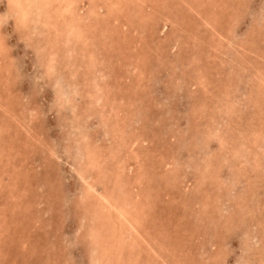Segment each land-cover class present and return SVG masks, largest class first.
Instances as JSON below:
<instances>
[{
    "label": "rangeland",
    "instance_id": "obj_1",
    "mask_svg": "<svg viewBox=\"0 0 264 264\" xmlns=\"http://www.w3.org/2000/svg\"><path fill=\"white\" fill-rule=\"evenodd\" d=\"M48 1L0 0V264H264V0Z\"/></svg>",
    "mask_w": 264,
    "mask_h": 264
},
{
    "label": "bare ground",
    "instance_id": "obj_2",
    "mask_svg": "<svg viewBox=\"0 0 264 264\" xmlns=\"http://www.w3.org/2000/svg\"><path fill=\"white\" fill-rule=\"evenodd\" d=\"M54 1H55V0H54ZM58 1H59V0H58ZM97 1H98V0H97ZM100 1H101V0H100ZM9 2H11V1H9ZM15 2H16V1H15ZM20 2H21V0H20ZM28 2H29V1H28ZM37 2H38V1H37ZM41 2H42V3H41V6H45V5H48V4H49V1H48V0H41ZM52 2H53V0H52ZM78 2H79V1H78ZM112 2H113V1H112ZM7 3H8V2H7ZM21 3H22V2H21ZM32 3H33V2H32ZM60 3L64 6V7H63V10H64L65 12H66V11H67V12H68V11L70 12V10L72 9L73 4L75 3V1H74V0H61ZM79 3H80V2H79ZM24 4H25V3H24ZM36 4H38V3H36ZM93 4H94V3H93ZM96 4H97V3H96ZM11 5H12V4H11ZM18 5L21 6V4H18ZM38 5H39V4H38ZM97 5H99V4H97ZM105 5H106V4H105ZM105 5H104V6H105ZM112 5H113V4H112ZM13 6H14V5H13ZM55 6H56V5H55ZM99 6H100V5H99ZM109 6H110V4H109ZM21 7H22V6H21ZM95 7H96V5H95ZM97 7H98V6H97ZM14 8H15V6H14ZM37 8H38V7H37ZM73 8H74V7H73ZM76 8H77V7H76ZM17 9H18V8H17ZM30 10H31V9H30ZM50 10H51V9H50ZM75 10H76V9H75ZM75 10L73 9V11H75ZM113 10H114V8H113ZM4 11H6V10H4ZM10 11H11V10H10ZM25 11H26V10H25ZM34 11H35V10H34ZM52 11H53V10H52ZM54 11H55V10H54ZM78 11H79V9H78ZM99 11H100V9L98 10V12H99ZM14 12H15V10H14ZM48 12H51V11H48ZM55 12H56V11H55ZM55 12H53V13L56 14ZM61 12H62V11H61ZM61 12H60V15H59V16H61ZM108 12H109V11H108ZM7 13H9V12H7ZM20 13H21V12H20ZM30 13H31V12H30ZM41 13H42V12H41ZM62 13H63V12H62ZM103 13H104V12H103ZM31 14H33V13H31ZM34 14H35V13H34ZM77 14H78V12H77ZM101 14H102V13H101ZM101 14H100V15H101ZM23 15H24V14H23ZM52 15H53V14H52ZM74 15H75V13H74ZM87 15H88V14H87ZM1 16H2V15H1ZM16 16H17V15H16ZM31 16H32V15H31ZM36 16H37V15H36ZM41 16H42V15H41ZM53 16H54V15H53ZM56 16H57V15H56ZM63 16H64V15H63ZM67 16H68V15H67ZM69 16H70V14H69ZM69 16H68V17H69ZM75 16H77V15H75ZM3 17H4V16H3ZM25 17H26V16H25ZM27 17H29V16H27ZM43 17H44V16H43ZM61 17H62V16H61ZM70 17H71V16H70ZM70 17H69V18H70ZM88 17H89V16H88ZM7 18H8V17H7ZM19 18H20V17H19ZM39 18H40V17H39ZM71 18H72V17H71ZM73 18H74V17H73ZM8 19H9V18H8ZM17 19H18V18H17ZM32 19H33V18H32ZM53 19H55V18H53ZM62 19H63V18H62ZM85 19H86V18H85ZM14 20H15V19H14ZM22 20H24V19H22ZM33 20H35V19H33ZM96 20H97V19H96ZM208 20H209V19H208ZM0 21H1V20H0ZM39 21H40V20H39ZM46 21H47V20H46ZM63 21H64V20H63ZM79 21H80V20H79ZM87 21H88V20H87ZM5 22H6V21H5ZM26 22H27V21H26ZM37 22H38V21H37ZM44 22H45V21H44ZM47 22H49V21H47ZM60 22H61V21H60ZM65 22H66V21H65ZM72 22H73V21H72ZM88 22H90V21H88ZM12 23H13V22H12ZM23 23H24V22H23ZM32 23H33V21H32ZM34 23H35V22H34ZM38 23H39V22H38ZM42 23H43V22H42ZM19 24H20V23H19ZM19 24H18V25H19ZM81 24H82V23H81ZM18 25H17V26H18ZM42 25H43V24H42ZM47 25L50 26V24H47ZM57 25H58V24H57ZM67 25H68V24H67ZM79 25H80V24H79ZM13 26H15V25H13ZM29 26H30V25H29ZM55 26H56V25H55ZM80 26H81V25H80ZM82 26H83V25H82ZM88 26H89V25H88ZM4 27H5V26H4ZM39 27H40V26H39ZM42 27H43V26H41V28H42ZM53 27H54V26H53ZM72 27H73V25L70 26V28H72ZM85 27H86V26H85ZM26 28H27V27H26ZM47 28H48V27H47ZM31 29H32V28H31ZM49 29H50V28H49ZM56 29H57V28H56ZM81 29H84V28H81ZM86 29H87V28H86ZM86 29H85V30H86ZM20 30H21V29H20ZM37 30H38V29H36V31H37ZM44 30H45V29H44ZM44 30H43V31H44ZM47 30H48V29H47ZM50 30H51V29H50ZM0 31H1V30H0ZM22 31H23V29H22ZM22 31H21V33H22ZM41 31H42V30H41ZM58 31H59V30H58ZM61 31H62V30H61ZM61 31H60V32H61ZM86 31H87V30H86ZM86 31H85V32H86ZM18 32H19V31H18ZM24 32H26V31H24ZM28 32H29V31H28ZM50 32H51V31H49V33H50ZM0 33H1V32H0ZM21 33H20V34H21ZM34 33H35V31H34ZM58 33H59V32H58ZM40 34H41V33H40ZM62 34H63V33H62ZM28 35H29V34H28ZM52 35H53V34H52ZM6 36H7V35H6ZM8 36H9V35H8ZM38 36H39V34H38ZM40 36H41V35H40ZM46 36H47V35H46ZM53 36H56V35H53ZM57 36H58V35H57ZM60 36H61V35H60ZM86 36H87V34H86ZM86 36H85V39L87 38ZM35 37H36V36H35ZM47 37H48V36H47ZM51 37H52V36H51ZM51 37H50V38H51ZM8 38H9V37H8ZM20 38H21V36H20ZM32 38H33V37H32ZM37 38H38V37H37ZM43 38L46 39L45 37H43ZM43 38H42V39H43ZM21 39H22V38H21ZM38 39H39V38H38ZM53 39H54V38H53ZM80 39H81V38H80ZM33 40H34V39H33ZM48 40H49V39H48ZM57 40H58V38H57ZM81 40H83V39H81ZM8 41H9V40H8ZM46 41H47V40H46ZM53 41H54V40H53ZM47 42H48V41H47ZM51 42H52V41H51ZM57 42H58V41H57ZM84 42H85V40H84ZM84 42H83V43H84ZM1 43H2V42H1ZM83 43H82V44H83ZM29 44H30V43H29ZM57 44H58V43H57ZM71 44H72V43H71ZM73 45H74V44H73ZM38 46H39V45H38ZM54 46L56 47V45H54ZM58 46L60 47L59 44H58ZM39 47H40V46H39ZM39 47H38V48H39ZM63 47H65V46H63ZM38 48H37V50H39ZM66 49H67V47H66ZM68 49H69V48H68ZM75 49H76V48H75ZM63 50H64V48H63ZM2 51H3V50H2ZM51 51H52V50H51ZM59 51H60V50H59ZM9 52H10V51H8V53H9ZM55 52H57V51L55 50ZM8 53H4V54L7 55ZM51 53H52V52H51ZM93 53H94V52H93ZM0 54H1V53H0ZM54 54H55V53H54ZM1 55H2V54H1ZM6 55H5V56H6ZM12 56H13V55H12ZM52 58H53V57H52ZM9 60H10V59H9ZM11 60H12V59H11ZM45 60H46V59H45ZM52 60H53V59H52ZM40 61H42V60H40ZM10 62H11V61H10ZM10 62H9V63H10ZM45 62H46V61H45ZM49 62H50V60H49ZM46 64H47V63H46ZM51 65H52V64H51ZM49 66H50V65H49ZM2 67H3V66H2ZM46 67H47V66H46ZM52 68H53V67H52ZM259 72H260V71H259ZM54 73H55V72H54ZM64 73H65V72H64ZM64 73H63V75H64ZM97 73H98V72H97ZM1 74H4V73L2 72ZM257 74H259V73L257 72ZM261 74H262V73H261ZM256 76H257V75H256ZM258 76H259V75H258ZM4 77H5V76H4ZM68 78H69V77H68ZM258 78H259V77H258ZM261 78H262V77H260V79H261ZM263 78H264V77H263ZM263 78H262V79H263ZM70 79H71V78H70ZM260 79H257V80H260ZM8 82H9V81H8ZM70 82H72V80L69 81V83H70ZM258 82H259V81H258ZM74 83H75V82H74ZM74 83H73L72 85H74ZM261 83H262V82H261ZM258 84H259V83H258ZM263 84H264V83H263ZM258 86H259V85H258ZM257 88H258V87H257ZM261 88H262V86H261ZM72 90H73V89H72ZM75 90H76V89H75ZM256 91H257V90H256ZM254 94H256V93L254 92ZM62 95H63V94H62ZM256 95H258V93H257ZM65 96H66V94H65ZM65 96H64V97H65ZM64 97H63V100H64ZM66 97H67V96H66ZM68 98H69V97H68ZM247 99H248V98H247ZM63 100H62V101H63ZM69 100H70V99H69ZM67 101H68V99H67ZM64 102H65V101H64ZM93 102H94V101H92L91 103L93 104ZM66 103H67V102H66ZM66 103H65V104H66ZM7 106L10 107L9 105H7ZM0 107H1V106H0ZM13 108H14V107H13ZM89 109H90V108H89ZM89 109H88V110H89ZM7 111H8V109H7ZM86 111H87V110H86ZM12 112H13V111H12ZM8 113H9V112H8ZM8 113H7V115H8ZM10 113H11V111H10ZM2 117H3V116H2ZM0 119H1V118H0ZM4 119H5V116H4ZM5 120H7V118H6ZM12 120H13V119H12ZM12 120H11V121H12ZM16 120H17V119H16ZM211 120H212V118H211ZM1 122H2V121H1ZM8 122H9V120H8ZM226 123H227V122H226ZM19 124H20V123H19ZM228 124H229V123H228ZM234 124H235V123H234ZM21 125H22V123H21ZM229 125H230V124H229ZM236 125H237V124H236ZM226 126H228V125H226ZM4 128H5V127H4ZM213 128H216V127L214 126ZM217 129H218V128H217ZM227 129H228V128H227ZM231 129H232V128H231ZM214 131H215V130H214ZM262 131H264V130H262ZM218 132H219V131H218ZM260 133H261V132H260ZM262 133H263V132H262ZM195 134H196V133H195ZM195 134H194V135H195ZM201 134H202V132H201ZM196 135H197V134H196ZM245 135H247V134H245ZM250 137H252V136H250ZM254 137H255V136H254ZM192 138H193V137H192ZM210 138H211V137H210ZM197 140H198V139H197ZM209 140H210V139H209ZM221 141H222V140H221ZM225 141H226V139H225ZM204 142L206 143L205 140H204ZM215 142H216V139H215ZM209 143H210V142H208V145H209ZM216 143H217V142H216ZM235 143H237V142H235ZM238 143H239V142H238ZM255 143H257V142H255ZM255 143H254V144H255ZM200 144H201V143H200ZM240 144H241V142H240ZM252 144H253V143H252ZM204 145H205V144H204ZM217 146H218V145H217ZM239 146H240V145H239ZM239 146H238V147H239ZM262 146H264V145L262 144ZM257 147H258V146H257ZM257 147H256V148H257ZM259 147H260V146H259ZM217 148H218V147H217ZM240 148H241V147H240ZM204 149L206 150V147H205ZM251 149H252V148H251ZM197 150H198V149H197ZM216 150H217V149H216ZM233 151H234V150H233ZM260 151H261V149H260ZM260 151H259V152H260ZM262 151H263V150H262ZM99 153H100V152H99ZM252 153H253V152H252ZM262 153H264V152H262ZM260 154H261V153H260ZM85 155H86V154H85ZM253 155H254V154H253ZM256 155H257V154H256ZM258 155H259V154H258ZM262 155H263V154H262ZM234 156H235V155H234ZM204 157H205V156H204ZM221 158H223V157H221ZM224 158H225V157H224ZM252 158H253V157H252ZM254 158H255V157H254ZM257 158H258V157H257ZM94 159H96V158H94ZM117 159H118V158H117ZM213 159H216V158H213ZM226 159H227V158H226ZM226 159H224V160L226 161ZM259 159H260V158H259ZM84 160H85V159H84ZM87 160H88V159H87ZM92 160H93V159H92ZM97 160H98V159H97ZM204 160H205V159H204ZM236 160H237V159H236ZM252 160H253V159H252ZM193 161H194V160H193ZM211 161H212V160H211ZM215 161H216V160H215ZM220 161H221V160H220ZM244 161H245V160H244ZM244 161H243V163H244ZM250 161H251V159H250ZM261 161H262V160H261ZM261 161H260V160H259V161H256L255 164H257V163H259V162H261ZM92 162H93V161H92ZM187 162H188V161H187ZM187 162H186V163H187ZM189 162H190V161H189ZM213 162H214V161H213ZM253 162H254V161H253ZM87 163H88V162H87ZM90 163H91V162H90ZM94 163H96V162L94 161ZM216 163H217V162H216ZM222 163H223V162H222ZM229 163H231V162H228L227 166H230L233 162H232L230 165H229ZM236 163H237V162H236ZM243 163H242V164H243ZM248 163H251V162H248V160H247V164H248ZM127 164H128V163H127ZM214 164H215V163H214ZM220 164H221V163H220ZM234 164H235V163H233V165H234ZM242 164H241V162H240V165H242ZM244 164H246V161H245ZM247 164H246V165H247ZM251 164H253V163H251ZM129 165H130V163H129ZM210 165H211V164H210ZM218 165H219V163H218ZM221 165H222V164H221ZM225 165H226V164H225ZM235 165H236V164H235ZM237 165H238V163H237ZM240 165H239V166H240ZM259 165L261 166V164H259ZM96 166H97V164H96ZM187 166H188V165H187ZM227 166H226V168L228 169L229 167H227ZM254 166H255V165H254ZM231 167H232V166H230V168H231ZM246 167H247V166H246ZM238 168H239V167L237 166V168H234V169H238ZM258 168H259V167H258ZM258 168H257V169H258ZM94 169H95V168H94ZM135 169H136V168H135ZM183 169H184V167H183ZM231 169H232V168H231ZM234 169H232V170H234ZM250 169H251V168H250ZM263 169H264V168H263ZM217 170H218V169H217ZM224 170H225V169H224ZM224 170H223V171H224ZM251 170H252V169H251ZM206 171H208V170H206ZM234 171H235V170H234ZM234 171H233V173H234ZM240 171H243V169L241 170V168H240ZM228 172H229V170H228ZM230 172H231V171H230ZM251 172H252V171H251ZM251 172H249V173H251ZM238 173H239V172H238ZM252 173H253V172H252ZM188 174H189V173H188ZM240 174H241V173H240ZM98 175L100 176V174H98ZM229 175H231V174H229ZM232 175H233V174H232ZM238 175H239V174H238ZM206 176H207V174H206ZM239 176H240V175H239ZM246 176L248 177V175H246ZM252 176H253V175H252ZM100 177H101V176H100ZM116 177H117V176H116ZM226 177H227V176H226ZM236 177H238V176H236ZM241 177H242V176H241ZM241 177H240V178H241ZM259 177H260V176H259ZM103 178H104V177H103ZM228 178H229V177H228ZM117 179H118V178H117ZM223 179H224V178H223ZM241 179L244 180L243 178H241ZM9 180H10V179H9ZM119 180H120V179H119ZM235 180H236V179H235ZM247 180H248V179H247ZM253 180H254V179H253ZM111 181H112V180H111ZM238 181H240V179H239ZM238 181H237V182H238ZM107 182H108V181H107ZM122 183H123V182H122ZM186 183H187V181H186ZM198 183H199V182H198ZM188 184H189V183H188ZM249 184H250V183H249ZM92 186H93V185H92ZM92 186H90V187L93 188ZM132 186H134V185H132ZM251 186L254 187V185H251ZM205 187H206V186H205ZM121 188H122V187H121ZM195 188H197V187H195ZM195 188H194V189H195ZM200 189H201V188H200ZM208 189H209V188H208ZM216 189H217V188H216ZM251 189H253V188H251ZM254 189H255V187H254ZM254 189H253V190H254ZM116 190H117V189H116ZM133 190H135V188H134ZM97 191H98V190H97ZM215 191H216V190H215ZM95 192H96V190H95ZM201 192H202V191H201ZM210 192H212V191H210ZM117 193H118V191H117ZM119 193H120V192H119ZM205 193H207V192H205ZM213 193H214V192H213ZM256 193H257V192H256ZM112 194H113V193H112ZM113 195H114V194H113ZM116 195H117V194H116ZM215 195H216V194H215ZM215 195H214V196H215ZM212 196H213V195H212ZM219 196H220V195H219ZM120 197H121V196H120ZM136 197H137V196H136ZM136 197H134V198H136ZM98 198H99V197H98ZM106 198H107V197H106ZM209 198H210V197H209ZM100 199H101V198H99V200H100ZM203 199H204V198H203ZM95 200H97V199H95ZM102 200H103V198H102ZM102 200H100V201H102ZM124 200H125V199H124ZM217 200H218V199H217ZM226 200H227V199H226ZM105 201H107V200H105ZM125 201H126V200H125ZM135 201H136V200H135ZM215 202H216V201H215ZM122 203H123V202H122ZM231 203H232V202H230V204H231ZM100 204H101V203H100ZM103 204H104V203H103ZM111 204H112V203H111ZM204 204H205V203H204ZM214 204L216 205V203H214ZM97 205H98V204H97ZM106 205H107V204H106ZM108 205H109V204H108ZM234 205H235V204H234ZM94 206H95V205H94ZM126 206H127V205H126ZM253 206H254V205H253ZM97 207H98V206H97ZM108 207H109V206H108ZM121 207H122V206H121ZM219 207H220V206H219ZM98 208H99V207H98ZM113 208H114V207H113ZM226 208H227V207H226ZM99 209H100V208H99ZM101 209H102V208H101ZM238 209H240V208H238ZM93 210H95V209H93ZM122 211H123V210H122ZM122 211L119 210L118 215H120V214H121V215H124V213H123ZM129 211H131V210H129ZM95 212H96V211H95ZM107 212H108V211H106V213H107ZM124 212H126V210H125ZM93 213H94V211H93ZM97 213H98V211H97ZM102 213H103V212H102ZM129 213H130V212H128V214H129ZM131 213H132V212H131ZM2 214H3V212H2ZM95 214H96V213H95ZM103 214H105V213H103ZM132 214H133V213H132ZM208 214H209V213H208ZM219 214H221V212H220ZM240 214H242V213H240ZM134 215H135V213H134ZM0 216H1V215H0ZM96 216H97V214H96ZM96 216H95V217H96ZM102 216H103V215H102ZM106 216H107V214H106ZM95 217H94V218H95ZM121 217H122V216H121ZM128 217H129V216H128ZM130 217H131V216H130ZM199 217H201V216H199ZM257 217H258V216H257ZM257 217H255V218H257ZM82 218H83V217H82ZM101 218H103V217H101ZM105 218H106V217H105ZM202 218H203V217H202ZM247 218H248V217H247ZM106 219H107V218H106ZM114 219H116V218H114ZM124 219H125V218H124ZM226 219H227V217H226ZM238 219H239V217H238ZM241 219H243V218L241 217ZM258 219H259V218H258ZM263 219H264V218H263ZM250 220L252 221V219H250ZM256 220H257V219H256ZM96 221H97V220H96ZM96 221H95V222H96ZM102 221H103V219H102ZM102 221H100V222H102ZM248 221H249V219H248ZM248 221H247V222H248ZM253 221H254V220H253ZM0 222H1V221H0ZM103 222H104V221H103ZM105 222H106V221H105ZM110 222H111V221H110ZM255 222H256V221H255ZM255 222H254V223H255ZM260 222H261V221H260ZM107 223H109V221H108ZM252 223H253V222H252ZM258 223H259V222H258ZM262 223H263V221H262ZM100 224H101V223H100ZM223 224H224V223H223ZM255 224H256V223H255ZM259 224H260V223H259ZM0 225H1V223H0ZM103 225H104V224H103ZM247 225H248V224H247ZM110 226H112V224H110ZM113 226H114V225H113ZM258 226H259V225H258ZM104 227H105V226H104ZM114 227H115V226H114ZM238 227H239V226H238ZM261 227H262V226H259V227H257V230H256V229H255V230L258 231V230H259L258 228L261 229ZM96 228H97V227H96ZM98 228H99V227H98ZM120 228H121V227H120ZM135 228H136V227H135ZM208 228H209V227H208ZM227 228H228V227H227ZM228 229L231 230V228H228ZM232 229H233V228H232ZM236 229L239 230L238 228H236ZM236 229H234V230H236ZM242 229H243V228H242ZM252 229H253V228H252ZM262 229H263V228H262ZM94 230H95V229H94ZM211 230H212V229H211ZM230 230H228V231H230ZM237 230H236V231H237ZM248 230H249V229H248ZM89 231H90V230H89ZM103 231H104V230H103ZM106 231H107V230H106ZM110 231H111V230H110ZM113 231H114V230H113ZM244 231H245V230H244ZM0 232H2V229H1ZM261 232H262V231H261ZM4 233H5V232H4ZM89 233H90V232H89ZM96 233H97V232H96ZM101 233H102V232H101ZM104 233H105V232H104ZM104 233H103V234H104ZM216 233H220L219 230H218V232H216ZM244 233H245V232H244ZM244 233H243V235H244ZM249 233H250V230H249ZM90 234H91V233H90ZM111 234H112V233H111ZM211 234L214 235L213 233H211ZM247 234H248V233H247ZM259 234H260V236H261L262 233H259ZM250 235H251V234H250ZM254 235H255V234H254ZM254 235H252V236H253V239L258 237V236L256 237V235H255V236H254ZM89 236H90V235H89ZM91 236H93V235H91ZM95 236H96V235H95ZM222 236H223V235H222ZM245 236H246V235H244V238H246ZM248 236H249V235H248ZM252 236H251V237H252ZM111 237H112V236H111ZM120 237H121V236H120ZM142 237H143V236H142ZM208 237H209V236H208ZM210 237H211V235H210ZM212 237H213V236H212ZM212 237H211V238H212ZM214 237H215V236H214ZM214 237H213V238H214ZM216 237H217V236H216ZM249 237H250V236H249ZM263 237H264V236H263ZM94 238H95V237H94ZM98 238H99V236H98ZM211 238H210V239H211ZM259 238H260V237H258L257 239H259ZM96 239H97V238H96ZM103 239H104V236H103ZM103 239H102V240H103ZM105 239H106V238H105ZM114 239H115V238H114ZM119 239H120V238H119ZM214 239H215V238H214ZM214 239H213V240H214ZM248 239H249V238H248ZM253 239L250 238L249 240H253ZM260 239H261V238H260ZM144 240H145V239H144ZM244 240H245V239H244ZM249 240H248V241H249ZM263 240H264V239H263ZM9 241H11V240H9ZM92 241H93V240H92ZM98 241H100V238H99ZM113 241H114V240H113ZM121 241H122V239H121ZM123 241H124V240H123ZM246 241H247V240H246ZM248 241H247V242H248ZM256 241H257V240H255V242H256ZM261 241H262V240H261ZM11 242H14V241H11ZM93 242H94V241H93ZM93 242H92V243H93ZM96 242H97V241H96ZM101 242H102V241H101ZM114 242H115V241H114ZM124 242H125V241H124ZM141 242H142V241H141ZM247 242H246V243H247ZM259 242H260V240H259ZM8 243H10V242H8ZM92 243H91V244H92ZM97 243H98V242H97ZM102 243H103V242H102ZM102 243H101V244H102ZM104 243H105V242H104ZM119 243H120V242H119ZM210 243H212V242H210ZM260 243H261V242H260ZM11 244H12V245H15L14 243H11ZM11 244H10V245H11ZM88 244H89V243H88ZM91 244H90V245H91ZM93 244H94V243H93ZM93 244H92V245H93ZM101 244H99V246H100ZM121 244H122V243H121ZM152 244H153V243H152ZM156 244H157V243H156ZM161 244H162V243H161ZM164 244H165V243H164ZM243 244H244V243H243ZM253 244H255V243H253ZM8 245H9V244H8ZM134 245H135V244H134ZM139 245H140V244H139ZM139 245H138V246H139ZM149 245H150V244H149ZM154 245H155V244H154ZM244 245H245V244H244ZM257 245L260 246L259 244H257ZM261 245H262V244H261ZM93 246H94V245H93ZM97 246H98V245H97ZM103 246H104V244H103ZM152 246H153V245H152ZM155 246H157V245H155ZM246 246H247V245H246ZM249 246H250V244H249ZM249 246H248V247H249ZM153 247H154V246H153ZM243 247H244V246H243ZM262 247L264 248L263 245L261 246V248H262ZM91 248H92V247H91ZM102 248H103V247H102ZM102 248H101V249H102ZM157 248H158V246H157ZM246 248H247V247H246ZM246 248H245V249H246ZM252 248L254 249L255 247L253 246ZM256 248H257L256 250H258L259 247H256ZM10 249H11V248H10ZM96 249H97V248H96ZM96 249H95V250H96ZM98 249H100V248H98ZM133 249H134V247H133ZM141 249H142V247H141ZM141 249H140V250H141ZM143 249H144V248H143ZM247 249H248V248H247ZM247 249H246V251L248 252ZM249 249H251V248H249ZM253 249H251V250H252V251H251V257H252V258L256 255V254L254 255V253H253ZM259 249H260V248H259ZM91 250H92V249H91ZM104 250H105V249H104ZM260 250H261L260 253H262L263 250H262V249H260ZM260 250H258V251H260ZM93 251H94V249H93ZM97 251H98V250H97ZM120 251H121V250H120ZM161 251H162V250H161ZM246 251H245V253H246ZM258 251H255V250H254V252H256V253H257ZM95 252H96V251H95ZM98 252H99V251H98ZM101 252H102V251H101ZM103 252H104V251H103ZM136 252H137V251H136ZM154 252H155V251H154ZM105 253H106V252H105ZM107 253H108V252H107ZM109 253H110V251H109ZM113 253H114V252H113ZM113 253H112V254H113ZM123 253H124V251H123ZM249 253H250V250H249ZM249 253H247V254L249 255ZM260 253H259V254H260ZM89 254H90V253H89ZM98 254H99V253H98ZM101 254H102V253H101ZM110 254H111V253H110ZM110 254H109V255H110ZM116 254H117V253H116ZM116 254H114V256H116ZM154 254H155V253H154ZM157 254H159V253H157ZM241 254H242V253H241ZM247 254H245L243 258H245V256H246ZM252 254H253V255H252ZM262 254L264 255V252H263ZM90 255H91V254H90ZM94 255H95V254H94ZM120 255H121V253H120ZM135 255H137V254H135ZM141 255H142V254H140V256H141ZM143 255H144V254H143ZM159 255H160V254H159ZM162 255H163V253H162ZM216 255H217V253H216ZM248 255H247V256H248ZM257 255H258V254H257ZM263 255H262V256H263ZM5 256H6V255H5ZM98 256H99V258L101 257L100 254H99ZM117 256H118V255H117ZM125 256H126V255H125ZM138 256H139V255H138ZM151 256H152V254H151ZM258 256H259V255H258ZM0 257H2V256H0ZM3 257H4V256H3ZM107 257H108V260H110V259H109V256H107ZM136 257H137V256H136ZM251 257H250V256L247 257V260H248V258H251ZM103 258H104V256H103ZM111 258H112V257H111ZM123 258H124V257H123ZM139 258H140V257H139ZM147 258H148V257H147ZM147 258H146V259H147ZM156 258H158V257H156ZM156 258H155V259H156ZM205 258H206V256H205ZM257 258H258V257H257ZM94 259H95V258H94ZM116 259H117V258H116ZM135 259H136V258H135ZM144 259H145V258H144ZM144 259H143V260H144ZM163 259H164V258H163ZM260 259H261V257H260ZM263 259H264V258H263ZM0 260H1V258H0ZM92 260H93V259H92ZM95 260H96V259H95ZM97 260H101V259H98V258H97ZM106 260H107V259H106ZM113 260H114V259H113ZM138 260H139V259H138ZM159 260H160V259H159ZM245 260H246V259H245ZM254 260H256V259H254ZM258 260H259V259H258ZM261 260H262V259H261ZM261 260H260V262H261ZM102 261H103V260H102ZM102 261H101V262H102ZM104 261H105V260H104ZM123 261H124V260H123ZM139 261H140V260H139ZM139 261H138V262H139ZM141 261H142V260H141ZM147 261H148V259H147ZM154 261H155V260H154ZM239 261H240V260H239ZM249 261H250V259H249ZM249 261H248V264H249ZM256 261H257V260H256ZM93 262H94V261H93ZM93 262H92V264H93ZM114 262H116V261L114 260L113 263H114ZM125 262L127 263V261H125ZM138 262H137L136 264H139ZM142 262H143V261H142ZM227 262H228V261H227ZM237 262H238V261H237ZM244 262H246V261H244ZM258 262H259V261H258ZM262 262H263V260H262ZM104 263H105V262H104ZM143 263H144V262H143ZM156 263H157V262H156ZM242 263H243V262H242ZM255 263H257V262H255ZM263 263H264V262H263ZM107 264H109V263H107ZM122 264H123V263H122ZM124 264H125V263H124ZM141 264H142V263H141ZM145 264H146V261H145ZM250 264H251V263H250ZM258 264H259V263H258Z\"/></svg>",
    "mask_w": 264,
    "mask_h": 264
}]
</instances>
